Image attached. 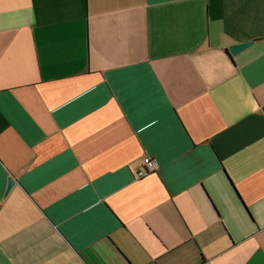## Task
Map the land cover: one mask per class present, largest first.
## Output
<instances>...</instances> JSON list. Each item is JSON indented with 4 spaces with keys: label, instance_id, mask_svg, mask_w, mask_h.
I'll use <instances>...</instances> for the list:
<instances>
[{
    "label": "crops",
    "instance_id": "obj_1",
    "mask_svg": "<svg viewBox=\"0 0 264 264\" xmlns=\"http://www.w3.org/2000/svg\"><path fill=\"white\" fill-rule=\"evenodd\" d=\"M0 264H264V0H0Z\"/></svg>",
    "mask_w": 264,
    "mask_h": 264
},
{
    "label": "built area",
    "instance_id": "obj_2",
    "mask_svg": "<svg viewBox=\"0 0 264 264\" xmlns=\"http://www.w3.org/2000/svg\"><path fill=\"white\" fill-rule=\"evenodd\" d=\"M158 168V163L150 158L144 157L140 163V167L134 173V179L142 178Z\"/></svg>",
    "mask_w": 264,
    "mask_h": 264
},
{
    "label": "water",
    "instance_id": "obj_3",
    "mask_svg": "<svg viewBox=\"0 0 264 264\" xmlns=\"http://www.w3.org/2000/svg\"><path fill=\"white\" fill-rule=\"evenodd\" d=\"M252 44V42H245V43H239V44H234L228 47L229 53L231 55H235L238 52L246 49L247 47H249ZM14 184V179L10 178L7 184V189H6V193L9 191V189L12 187V185Z\"/></svg>",
    "mask_w": 264,
    "mask_h": 264
}]
</instances>
